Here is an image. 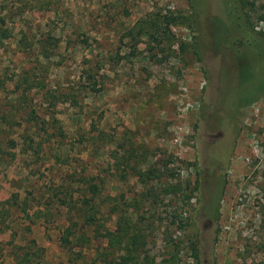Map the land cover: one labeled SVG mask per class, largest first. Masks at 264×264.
<instances>
[{"label": "rangeland", "instance_id": "obj_1", "mask_svg": "<svg viewBox=\"0 0 264 264\" xmlns=\"http://www.w3.org/2000/svg\"><path fill=\"white\" fill-rule=\"evenodd\" d=\"M244 3L253 47L216 0H0V264H264V81L238 101L264 0Z\"/></svg>", "mask_w": 264, "mask_h": 264}, {"label": "trees", "instance_id": "obj_2", "mask_svg": "<svg viewBox=\"0 0 264 264\" xmlns=\"http://www.w3.org/2000/svg\"><path fill=\"white\" fill-rule=\"evenodd\" d=\"M224 2V6H223V13L221 16H217L216 20L219 22V24H221L222 26H224L226 28V30H228L229 32H234L236 33L241 41L245 44V45H250L251 47H253V45L257 44L258 42H261L262 40L260 39V37H258L256 34H254L253 30L247 26H243L242 24H239L238 21L234 20V17L236 15V13H239L237 9H235L234 12V17L232 16V5L233 2L236 4V6L238 4H242L244 7L246 6V4L244 3V0H224L222 1ZM247 18L244 19L243 16L238 14V19H244V23L248 24L249 23V17L248 15L246 16ZM253 50V49H251ZM264 79L259 78V76H257L256 74L253 75V77L251 78V81H249L247 83V85L245 86V88L243 90H241L238 93V101L240 102H244V103H248L249 99L252 98L255 94H257L258 90L260 89L261 85L263 84ZM230 119L232 120V117H230ZM89 192L92 195L91 199L94 200V198L99 194L100 189L99 186L94 184L91 185L89 188ZM99 212V210H97ZM117 228H116V233L117 236L119 237L118 233H119V221L116 223ZM114 233V232H113ZM109 239L112 238L114 239V234H112L111 232L108 233Z\"/></svg>", "mask_w": 264, "mask_h": 264}, {"label": "flooded vegetation", "instance_id": "obj_3", "mask_svg": "<svg viewBox=\"0 0 264 264\" xmlns=\"http://www.w3.org/2000/svg\"><path fill=\"white\" fill-rule=\"evenodd\" d=\"M222 1H224V0H216V3H217V5H220L222 10H223L224 2H222ZM233 119H234L233 117H232V120L229 117L228 119H224L223 121H221V128H225V127H226V129L229 128V124H232ZM225 121H227V122H225ZM222 140L223 139H220L219 143L217 141L213 145V147L217 148V151L214 154L209 153V156H211V157L214 156V157L210 158L211 161L207 166H208V170H212L213 174H216L219 172L220 163L224 162V164H225V160L227 158V153H228L227 147H226L225 143H220Z\"/></svg>", "mask_w": 264, "mask_h": 264}]
</instances>
